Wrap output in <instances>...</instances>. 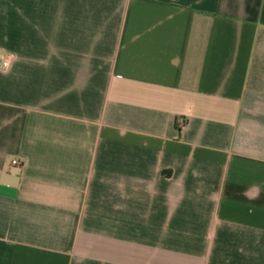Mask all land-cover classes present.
<instances>
[{
  "label": "crops",
  "instance_id": "0c3cea01",
  "mask_svg": "<svg viewBox=\"0 0 264 264\" xmlns=\"http://www.w3.org/2000/svg\"><path fill=\"white\" fill-rule=\"evenodd\" d=\"M0 51V264H264V0H0Z\"/></svg>",
  "mask_w": 264,
  "mask_h": 264
},
{
  "label": "built area",
  "instance_id": "2783aa9c",
  "mask_svg": "<svg viewBox=\"0 0 264 264\" xmlns=\"http://www.w3.org/2000/svg\"><path fill=\"white\" fill-rule=\"evenodd\" d=\"M10 58L9 55L4 54L3 52L0 51V67L2 68H8L10 66ZM14 163H20V160L18 158H13L12 160Z\"/></svg>",
  "mask_w": 264,
  "mask_h": 264
},
{
  "label": "trees",
  "instance_id": "16d2710c",
  "mask_svg": "<svg viewBox=\"0 0 264 264\" xmlns=\"http://www.w3.org/2000/svg\"><path fill=\"white\" fill-rule=\"evenodd\" d=\"M177 127H178V128H181V125L178 124Z\"/></svg>",
  "mask_w": 264,
  "mask_h": 264
}]
</instances>
